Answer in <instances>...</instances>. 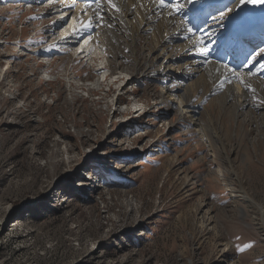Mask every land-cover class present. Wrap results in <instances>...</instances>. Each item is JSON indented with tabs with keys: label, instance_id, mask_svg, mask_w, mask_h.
Wrapping results in <instances>:
<instances>
[{
	"label": "rangeland",
	"instance_id": "1",
	"mask_svg": "<svg viewBox=\"0 0 264 264\" xmlns=\"http://www.w3.org/2000/svg\"><path fill=\"white\" fill-rule=\"evenodd\" d=\"M156 1L110 10L123 48L110 59L98 45L92 61L56 40L52 0H0V264H264V121L247 124L250 105L224 113L228 91L206 96L195 58L178 54L207 26L166 29ZM105 63L118 83L100 81ZM240 82L259 120L264 79Z\"/></svg>",
	"mask_w": 264,
	"mask_h": 264
},
{
	"label": "bare ground",
	"instance_id": "2",
	"mask_svg": "<svg viewBox=\"0 0 264 264\" xmlns=\"http://www.w3.org/2000/svg\"><path fill=\"white\" fill-rule=\"evenodd\" d=\"M139 1H141L145 9L150 12V6L148 7L146 5L145 0ZM174 1L178 2L180 0ZM230 1L231 0H186L184 7L181 3L170 4L172 6L169 10H166L165 6L168 3L163 1L162 4V1L157 0L154 2L152 12L154 15L159 17L162 14L165 16V18L162 17L161 22L166 29L169 26V22H173L176 23V32H185L187 35L192 34L191 28L194 26V29L196 30H198V28H196L197 26H207V28L203 30H207L208 32H206L204 35L202 30L200 40L196 37H191L189 40H187L184 44L185 48H180L181 52L178 55H180L181 58H195V60L192 61L193 64L190 66H195L197 72L200 73L202 78L209 83L211 91H208L206 96L212 92H224L226 96V91L229 92L232 99H228L227 96L225 98L226 100L224 98L223 99L225 102L233 100L232 105L234 107H232L230 110H225L224 105L226 103L223 100L222 111L224 110V113L227 115L232 113L234 114L233 116H240L244 114V108L247 107V105H250V115H248L247 124H252L253 127H259L262 125L264 117L259 118L260 121L258 118L256 119L253 117V114H251L253 108L249 101V93L251 92V87L249 86L250 84H248V82L241 83L240 81H245V79H247L249 76L264 79V58L258 54H251L252 52L257 51L256 48L260 43L264 42V0H232L234 3L231 2V4L227 7L229 11L231 10L230 15L224 17L225 15L223 14V6L227 5ZM94 2L95 0H52L51 8L61 10L60 12L54 10L52 11V14L56 15V13H62L64 11L67 12L73 20L75 19L77 26L80 28V34L82 36L80 37L82 38L81 40L86 39L81 48L85 47V50L88 51L85 56H81V52L83 51L81 49H77L75 50V54L80 55L84 59L86 58L87 60L93 61L95 59L94 53L96 48H98V45H104V49L107 51L110 59H113L114 55H118L117 49H114V47L117 48L115 43L119 45V50H122L123 46L121 41L117 39L118 37H115L116 33L113 32V19L115 18V11L111 12L110 10H116V8L120 6L121 8L123 7L122 16L125 17L126 15H132L134 12H132V8L130 7L134 0H105L104 2H106L108 5L106 10H101L99 5H96ZM215 9H219V11H216ZM100 12H103L104 17L102 18L105 19L101 18L102 15L100 16ZM218 16H223V21L221 22L222 27H219L215 22L209 23L211 20L217 19ZM99 18H101V21ZM182 20L183 23L181 22ZM66 22L60 21V19H58V23L55 26H63L66 24ZM140 24H142V22ZM84 25H88V27L85 29L83 27ZM250 30H254L257 33L256 35L260 36V39L253 40L252 33L246 34V32H250ZM167 37L165 33V38ZM64 38V35L57 34L56 40L59 42H66V44L70 47L77 45L75 40H64ZM128 38L130 39V43L133 42V45L139 41L138 37L131 34ZM204 43H209L210 52L204 50ZM195 44H199L200 46H198L196 50H190L189 53L187 52V54L186 50L194 48V46H196ZM103 52H100V54H103ZM245 52H247V54L250 56H244L243 53ZM226 54L230 55L228 59L229 65L226 62L228 57L224 56ZM239 54H241V57L238 56ZM211 57L214 58L213 61H218L222 57H225L224 62L220 63L226 62V65L219 64V62H217L218 64L213 63L210 61ZM98 58L99 56L96 57V59ZM136 61L137 59H135L134 62ZM98 62L100 61L97 60L96 63ZM101 68L105 69L106 67ZM172 72L174 74L181 73L179 70H173ZM161 74L164 75V72ZM108 78H110V81H113L112 84L118 83L117 81L120 79L118 78L117 80H112L113 76L111 77L110 75H106L102 81L104 82ZM232 83H239L236 89L233 88ZM254 84L255 83H251V86ZM122 89L123 87L121 90ZM89 90L91 91L93 89ZM174 91L175 89H173L168 96L175 97L177 100H180L179 97L176 96L177 93ZM179 105L181 106V110L184 114L188 113V117L191 121H193L195 127L199 128L200 131L203 132L204 127L198 120L194 119V113H196L195 107H192L190 103L188 104L187 100L179 101ZM75 159L76 158L74 156L67 157L68 162L66 163V166L67 164L75 161ZM231 166L234 170L232 163Z\"/></svg>",
	"mask_w": 264,
	"mask_h": 264
},
{
	"label": "snow or ice",
	"instance_id": "3",
	"mask_svg": "<svg viewBox=\"0 0 264 264\" xmlns=\"http://www.w3.org/2000/svg\"><path fill=\"white\" fill-rule=\"evenodd\" d=\"M162 4H163V0H162ZM83 27L86 29L88 27V25H84Z\"/></svg>",
	"mask_w": 264,
	"mask_h": 264
}]
</instances>
